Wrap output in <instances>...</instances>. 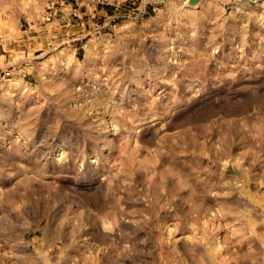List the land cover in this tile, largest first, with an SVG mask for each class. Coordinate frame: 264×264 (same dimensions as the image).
<instances>
[{
	"label": "rangeland",
	"instance_id": "rangeland-1",
	"mask_svg": "<svg viewBox=\"0 0 264 264\" xmlns=\"http://www.w3.org/2000/svg\"><path fill=\"white\" fill-rule=\"evenodd\" d=\"M0 264H264V0H0Z\"/></svg>",
	"mask_w": 264,
	"mask_h": 264
},
{
	"label": "built area",
	"instance_id": "built-area-1",
	"mask_svg": "<svg viewBox=\"0 0 264 264\" xmlns=\"http://www.w3.org/2000/svg\"><path fill=\"white\" fill-rule=\"evenodd\" d=\"M53 6V3L51 4V7ZM50 18V16L48 15L47 17H46V19L48 20Z\"/></svg>",
	"mask_w": 264,
	"mask_h": 264
}]
</instances>
